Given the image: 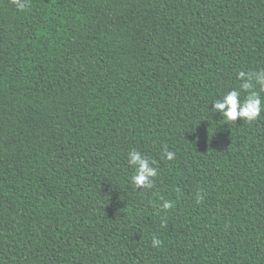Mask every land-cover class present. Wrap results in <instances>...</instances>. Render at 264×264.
Wrapping results in <instances>:
<instances>
[{
  "label": "trees",
  "instance_id": "16d2710c",
  "mask_svg": "<svg viewBox=\"0 0 264 264\" xmlns=\"http://www.w3.org/2000/svg\"><path fill=\"white\" fill-rule=\"evenodd\" d=\"M23 3L0 0V264H264V112L211 111L264 70V0Z\"/></svg>",
  "mask_w": 264,
  "mask_h": 264
},
{
  "label": "clouds",
  "instance_id": "9594fccd",
  "mask_svg": "<svg viewBox=\"0 0 264 264\" xmlns=\"http://www.w3.org/2000/svg\"><path fill=\"white\" fill-rule=\"evenodd\" d=\"M19 8L24 7L23 0H15ZM238 79L242 81L239 89H233L223 94L220 99L213 102L211 111L220 114L225 120L235 122L238 118L242 121H256L264 112V100L260 92H264V70L257 72L239 71ZM259 86L260 91L256 88ZM243 94V95H242ZM164 156L171 161L175 153L165 147ZM156 161L144 156L140 151L132 150L128 153V164L134 169L131 176V183L137 189H150L154 185V178L157 176V169L153 165ZM173 205L164 201L162 207L169 209ZM161 241L153 237L152 246L159 247Z\"/></svg>",
  "mask_w": 264,
  "mask_h": 264
}]
</instances>
